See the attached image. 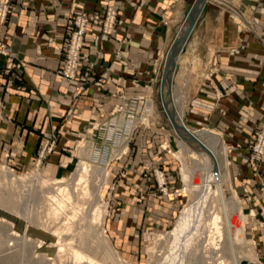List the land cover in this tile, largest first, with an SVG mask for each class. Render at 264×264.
Instances as JSON below:
<instances>
[{
	"label": "rangeland",
	"instance_id": "374dc122",
	"mask_svg": "<svg viewBox=\"0 0 264 264\" xmlns=\"http://www.w3.org/2000/svg\"><path fill=\"white\" fill-rule=\"evenodd\" d=\"M192 1L187 0V3ZM11 9L12 6L0 27L8 22ZM184 27L185 24L181 22L176 30V39L182 36ZM251 30L256 33L254 26ZM2 48L13 52L21 63L5 42H0ZM116 51L118 46L112 56L113 64L124 61L129 69L138 66L139 56L131 59L130 55L121 54L120 48ZM0 57L5 64L6 57L2 54ZM157 57L150 58L155 67L154 74L157 75L155 82L150 87L143 86L136 94L147 96V103L128 102V107H124L125 102L120 97L132 96L129 97L124 88L120 89L117 95L121 102L114 116L94 120L84 135L71 136L73 144L67 151L69 163H63L60 159L57 148L61 135L55 129L49 131L54 133L53 150L41 162H37L41 137L35 154L26 165L10 160L11 152L4 151L7 160L0 157V264H88L84 259L76 260L74 250L102 264H218L223 258L226 264H230L226 251L223 254L214 250L216 253L211 254L212 234L208 230L193 240V234H190L192 228L189 227L192 224H187L184 236L178 238L175 235L184 212L201 194L199 186L203 162L198 153L191 157L190 146L185 148L180 145L182 140L174 132L165 112L164 95L159 84L166 54L162 58ZM179 62L178 59L177 65ZM91 63L104 69L94 79L104 77L109 80V65L102 66L97 61ZM91 63L87 67L89 72L94 68L90 66ZM174 85L176 81L173 83L172 80L171 86ZM173 89L172 97L181 96L182 121L186 126L197 130L207 128L219 134L222 143L218 149L225 156L222 161L224 166L221 163L222 189L225 199L233 197L237 202L232 207V201L227 200L229 204L226 209L233 212L236 230L242 229L235 245L243 249L252 247L254 262L264 264V248L255 241L258 234L264 233L261 213V209L264 210V158L251 162L249 144L246 155H239L243 146L233 141L236 135H224L218 128L227 126L230 132L232 126L241 121L240 118L228 125L220 115L214 126L204 125L200 121L191 122L189 119L195 117L188 112L191 104L185 101L187 89L177 85ZM222 93L220 91L218 99L222 98ZM72 98L76 97L73 95ZM219 105L216 102L213 114L219 112ZM3 106L0 98V123L7 122ZM149 106L151 112H148ZM125 126L130 127V131H126ZM236 145H240L241 149H230ZM164 146L171 153H167L168 149H163ZM56 153L59 158L54 160L51 157ZM240 156L249 162L248 165L245 163L247 182L241 179L242 166L233 164L232 159ZM82 164L88 168L86 185L89 190L86 195L81 192L82 185L75 183V175L80 173ZM160 172L164 174L162 177ZM57 186L65 187L72 199L65 204L62 212L59 209L56 211L55 200L50 197L53 195L56 200L60 198ZM211 189L207 196V216L216 211L222 217L220 201L213 194L214 183ZM256 203H260V210H256ZM55 211L57 214L53 215ZM254 219L261 222V228L252 225ZM99 236L107 241V252L115 258L113 263L108 256L95 250L94 244Z\"/></svg>",
	"mask_w": 264,
	"mask_h": 264
},
{
	"label": "crops",
	"instance_id": "0c3cea01",
	"mask_svg": "<svg viewBox=\"0 0 264 264\" xmlns=\"http://www.w3.org/2000/svg\"><path fill=\"white\" fill-rule=\"evenodd\" d=\"M114 2L121 4L114 40L90 29L81 71L74 82H66L60 71L61 49L70 33L65 24L67 15L78 8L97 11ZM189 5L187 0H13L8 22L0 27V42L9 45L21 63L17 70L20 76L6 74L0 57V98L7 120L0 123L1 160H7L4 151H10V160L26 165L42 133L55 129L61 135L57 148L60 159L69 163L71 136L84 135L94 120L114 116L121 102L117 95L120 89L130 97L143 86L153 85L157 75L150 58L165 56ZM249 22L257 24L253 25L256 33L245 32ZM191 34L173 79L187 89L188 112L195 117L189 120L214 126L219 117L227 125L240 118L230 132L227 126L218 128L224 135L240 136L233 141L243 146L239 155H246L264 103V0H209L206 13L200 15ZM116 46L131 59L139 56L138 66L129 69L124 61L113 64ZM93 61L110 66L107 86L92 84L93 77L104 72L100 66L89 72L87 67ZM78 86L84 90L72 98ZM220 91L222 98L218 99ZM216 102L219 112L213 114ZM59 156L56 153L51 158ZM232 160L234 166H242L241 179L247 182L245 159ZM256 204L260 210V203ZM261 213L264 217V210ZM252 225L262 227L256 219ZM255 241L264 248V233Z\"/></svg>",
	"mask_w": 264,
	"mask_h": 264
},
{
	"label": "bare ground",
	"instance_id": "6f19581e",
	"mask_svg": "<svg viewBox=\"0 0 264 264\" xmlns=\"http://www.w3.org/2000/svg\"><path fill=\"white\" fill-rule=\"evenodd\" d=\"M203 1L205 0H193L190 3V5L187 6L186 9L184 10L183 21H182V24L183 25L185 24L184 31H182L183 32L181 34L182 36L174 40L167 50L168 55L165 61L166 69L164 71L163 79H161L160 84H159L161 91L163 92V95H164L163 99L165 102V112L170 120V123L173 127L174 132L182 140L180 141V145L185 148L190 146L192 148V150H189V153L192 155L191 157L194 158V156H196L198 153L203 162V174H202V179L200 180V186H199L201 190V194L200 196H198L199 199L184 212V217L182 221L179 222L176 226L177 230H176L175 235L177 234L176 236L178 238L181 237L183 235V232L186 230V228H188L187 224H192L194 226L191 227L192 226L191 225L189 227L192 228L190 234H193V237H191L193 240L194 239L197 240V237L201 236L205 230H208L207 232H210L212 234V247L213 248H210L212 250V251L210 250L211 254L216 253L214 250H218L219 252H222L223 254H225V251H226V253H228L227 257L230 259L229 261L230 264H240L241 260H247L254 264H259L257 263V261L254 262L255 258L254 259L252 258V254H253L252 247L249 246L248 248L243 249L242 247H238L235 245L237 236L240 235L241 237L242 229L241 230L237 229L239 230V233H240L238 234L237 233L238 231L235 228V223H234L235 220L232 216L233 212H231L230 210L228 211L226 209L227 204H229L228 202H226L227 200L230 199L232 201L231 203L232 207H234L235 203L237 202H235L233 197L229 199H225L224 191L222 189L221 179H222L223 173L221 174V163L225 156H224L223 151H220L218 149L219 145H221L222 143L219 137V134L207 128H200L197 130L194 128L192 129L190 126H186L182 121V112H181V107L179 103L180 99L179 97H176V96L172 97L173 95L172 91H174L173 89L174 87L171 86V81L173 80L174 74H176L178 71L177 62H178L180 55L182 54L181 52H183L184 50V46L188 44V39L197 21H199L200 15L203 14L202 12ZM151 111H152V108H150L149 106L148 112H151ZM87 169H88L87 166L86 165L84 166V164H82V168L79 170L80 173L77 172L78 175L77 174H76L77 176L75 175L76 177L75 183L76 185H82L80 189L83 195L88 194V190H89L86 185V182H87L86 177L88 174ZM58 182L62 183V181H57V183ZM213 183L215 184V190H213V194L216 195V197L220 201V207H221L220 212L222 214V217H220L219 214L216 213L215 209H214L215 212L207 216V213H208V210L206 207L207 202H208L207 196L209 193H211V190H212L211 184ZM65 187L64 188L63 187L61 188V186L56 187L60 195V198L58 197L57 200L55 199L53 195L50 196L52 197V200H55V204L57 205L56 211L58 209L60 211L63 210L65 207V204L71 199V195ZM68 189H69V186H68ZM48 200H50V198H48ZM10 201L11 200H9V202ZM56 211L53 212L52 214L53 215L57 214ZM66 211L67 210H65V212ZM82 244H84V242H82ZM94 248L95 250H98L101 253L108 256V259L111 262L114 261L115 258H113L112 254L107 252L108 250L107 248L109 247H108L107 241L103 238V236H99V238L97 239V242H95L94 244ZM73 254L76 260L84 259L85 262L87 261L88 264H102L100 262L95 261L93 258L83 254L82 252L78 250H74ZM218 264H226L225 258H223V260H220Z\"/></svg>",
	"mask_w": 264,
	"mask_h": 264
},
{
	"label": "built area",
	"instance_id": "2783aa9c",
	"mask_svg": "<svg viewBox=\"0 0 264 264\" xmlns=\"http://www.w3.org/2000/svg\"><path fill=\"white\" fill-rule=\"evenodd\" d=\"M12 1L13 0H0V24H3L6 21ZM23 1L25 0H20V2L22 3ZM120 9V2H114L113 4L102 6L97 11H87L84 8H78L67 15L65 24L66 26L70 27V33L65 41L64 47L61 49L60 75L63 80L69 83L76 80L81 69V63L83 61V48L85 38L90 29H96L99 32L100 36L109 40H114L115 27L118 22V13ZM253 25H255V23H247L245 32L255 33L254 30H251L253 28ZM126 40L127 38L124 37L123 41ZM261 42L264 47V40H261ZM0 54L6 57V61L3 66V72H5L6 74L14 73L16 76H20V74L17 72L20 62L18 61L15 54L10 50H6L4 48L0 49ZM90 66L94 67V64L91 63ZM109 83L110 81L104 77L100 79L93 78L92 82L94 86L99 88L105 87ZM262 87L264 90V82L262 84ZM83 89V86L76 87L73 94L74 97L80 95ZM120 98L123 100V102H125L124 107L128 105V102H138L139 104H142L147 103L148 101L147 96L144 95H134L130 98L122 95ZM125 127L126 131H130V127ZM250 136L251 140L249 143V147L252 151L250 160L251 162H253V160L255 159L260 160V158H264V103L262 105V112L260 114L258 122L254 126ZM54 144V133H51L49 131L43 132L40 139L39 151L37 152V162H41L46 157V155L53 150ZM240 147V145H236V147H231L230 149L237 150ZM163 149H168L167 153H171L168 147L164 146ZM245 163L246 165H248L249 162L246 160ZM160 173V176L162 177L164 174L162 172Z\"/></svg>",
	"mask_w": 264,
	"mask_h": 264
},
{
	"label": "water",
	"instance_id": "95a60500",
	"mask_svg": "<svg viewBox=\"0 0 264 264\" xmlns=\"http://www.w3.org/2000/svg\"><path fill=\"white\" fill-rule=\"evenodd\" d=\"M208 6H209V0H205L203 1V4H202V12L203 14L206 13L207 9H208ZM167 53H166V57H165V61H166V58H167ZM166 69V66H165V62H164V68H163V71H162V75H161V79H163V75H164V71ZM240 264H254L252 262H249L247 260H241Z\"/></svg>",
	"mask_w": 264,
	"mask_h": 264
}]
</instances>
